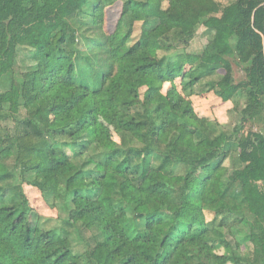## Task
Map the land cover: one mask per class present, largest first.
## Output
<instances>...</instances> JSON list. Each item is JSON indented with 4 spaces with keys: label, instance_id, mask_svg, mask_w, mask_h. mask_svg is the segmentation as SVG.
<instances>
[{
    "label": "trees",
    "instance_id": "1",
    "mask_svg": "<svg viewBox=\"0 0 264 264\" xmlns=\"http://www.w3.org/2000/svg\"><path fill=\"white\" fill-rule=\"evenodd\" d=\"M201 26L209 44L190 53ZM21 49L33 66L0 93V264H264V0H0V83ZM218 69L207 90L245 102L229 132L161 96ZM248 123L261 129L244 136ZM16 172L61 228L41 223ZM80 230L93 232L83 253Z\"/></svg>",
    "mask_w": 264,
    "mask_h": 264
},
{
    "label": "rangeland",
    "instance_id": "2",
    "mask_svg": "<svg viewBox=\"0 0 264 264\" xmlns=\"http://www.w3.org/2000/svg\"><path fill=\"white\" fill-rule=\"evenodd\" d=\"M233 0H217L223 6L230 4ZM122 12V2H115L107 9V29L113 31L117 21L119 20ZM141 34V24H137L135 27V33L133 35L134 40H138ZM211 34L204 28L200 27L191 42L190 46L186 49L190 53H201L209 44ZM28 49H21L19 52L18 60H17V70L16 73L7 75L0 83V93H5L10 89V85L12 79L23 72L30 71L33 62L32 55ZM225 74V70L218 69L215 74L207 79H204L199 82L197 86H195L191 91H184V83L182 78H177L173 81L167 82L164 84L163 89L161 91V96L166 98L168 92L174 91L177 95H179L185 101H189L194 109L196 110L199 117L206 122H213L216 124H220L225 128L227 132L231 131L232 128L240 123V110L244 107V99H241L239 105L235 107L232 102H223L219 96L215 94L212 90H207V84L215 82L220 76ZM234 76L237 82L244 80L245 74L240 70L237 65H234ZM145 89L141 90V93L144 92ZM168 110V106L166 107ZM22 115L24 113L22 112ZM171 117V127L168 132L164 135L163 141L167 142V140L175 133L177 129L176 119ZM3 127L9 130H12L14 127V123L11 121H6L3 123ZM259 124L253 125L248 123L246 125L245 131L243 133L244 136L248 134L249 131H258L260 130ZM116 140H118L117 136H114ZM222 141V140H221ZM218 142V144L221 143ZM11 171L14 170V159L9 158L6 162ZM227 170L232 171L233 169L238 167V161L236 158H230L225 163ZM13 185L22 186L23 193L26 195L30 206L32 209L38 213L41 218V223L45 225L46 228H61L62 221L61 215L57 208H52L51 205L44 199L41 192L26 183H23L21 179L18 177V172H16V178L13 180ZM93 236L92 231L80 230V232H74L72 234V241L74 245V250L79 253H83L87 250L88 245L91 244V238Z\"/></svg>",
    "mask_w": 264,
    "mask_h": 264
}]
</instances>
